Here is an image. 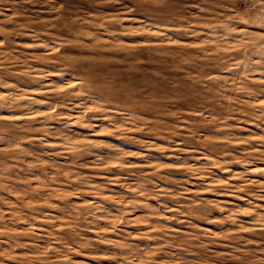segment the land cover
<instances>
[{
    "label": "rangeland",
    "instance_id": "1",
    "mask_svg": "<svg viewBox=\"0 0 264 264\" xmlns=\"http://www.w3.org/2000/svg\"><path fill=\"white\" fill-rule=\"evenodd\" d=\"M0 264H264V0H0Z\"/></svg>",
    "mask_w": 264,
    "mask_h": 264
},
{
    "label": "bare ground",
    "instance_id": "2",
    "mask_svg": "<svg viewBox=\"0 0 264 264\" xmlns=\"http://www.w3.org/2000/svg\"><path fill=\"white\" fill-rule=\"evenodd\" d=\"M46 104V103H45Z\"/></svg>",
    "mask_w": 264,
    "mask_h": 264
}]
</instances>
